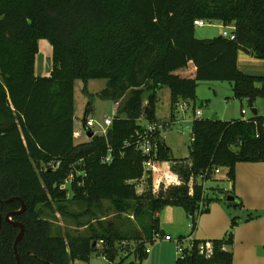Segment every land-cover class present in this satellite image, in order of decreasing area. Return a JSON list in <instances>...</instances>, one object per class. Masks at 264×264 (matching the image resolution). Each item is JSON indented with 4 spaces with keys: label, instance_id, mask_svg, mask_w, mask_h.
<instances>
[{
    "label": "trees",
    "instance_id": "1",
    "mask_svg": "<svg viewBox=\"0 0 264 264\" xmlns=\"http://www.w3.org/2000/svg\"><path fill=\"white\" fill-rule=\"evenodd\" d=\"M197 20L231 27L235 40L196 38ZM39 40L52 49L51 69L43 77L35 74ZM241 49L264 59V0H0V264H16V223L24 227L16 244L20 264H87L101 241L110 261L116 243L137 242L127 255L141 262L143 244L155 241L157 215L165 207L183 208L195 230V218L213 201L196 179L206 174L202 181H208L223 169L233 187L236 164L264 163V116L195 117L187 159L176 161L161 142L157 159L181 164L172 169L185 183L192 178L190 193L184 186L164 198L152 194L151 173L143 171L145 157L135 151L134 136L141 116L157 121L163 88L169 90L172 118L180 102L195 113L197 82H232L236 99L264 98V76L237 67ZM95 79L106 81L99 96L117 105L105 135L78 142L74 83ZM146 176L147 188L138 194L134 182ZM52 202L62 213L66 202L81 205L76 216L89 219L105 207L132 213L140 229L129 235L111 225L107 233L100 227V234L95 228L84 235L60 232L41 208L51 209ZM202 242L211 244L210 254H199ZM232 244L231 230L221 239L192 240L175 264H233L232 252L225 251Z\"/></svg>",
    "mask_w": 264,
    "mask_h": 264
},
{
    "label": "rangeland",
    "instance_id": "2",
    "mask_svg": "<svg viewBox=\"0 0 264 264\" xmlns=\"http://www.w3.org/2000/svg\"><path fill=\"white\" fill-rule=\"evenodd\" d=\"M222 32V28L212 27L207 22L205 26L195 28V37L198 39H212L219 37V33ZM39 53L37 55L40 71L37 69L36 74L38 76H47L51 69V55L52 49L50 44L46 40H39L38 42ZM241 57L237 63L238 69L244 74L252 77L264 76V59H258L245 50H239L237 55ZM42 59L45 61L43 62ZM37 63V62H36ZM43 63V64H42ZM42 65L44 67L42 68ZM106 81L104 79L88 80L86 82L82 80H76L74 83V118L75 129L78 130L82 137L76 141L81 142L85 139V134L82 128V120L89 107L90 111L87 115L88 118L93 119L97 123H102L104 118L111 116L114 112L115 105L109 101L102 99L99 94L104 89ZM195 113L192 111V105L187 110L182 111L177 109L174 112V118L171 117L170 102H169V90L163 88L158 93V103L156 106V118L160 122L169 123L166 129L161 130L162 143L170 149L171 156L179 161L181 159H187L189 157V145L191 143V127L194 118L210 119L213 115L219 121L241 120L248 119L253 116L251 108H254L258 116H264V98L256 96L253 101L252 107L248 104V99H236L233 94V83L227 81H202L197 82L195 86ZM241 110L245 111V114L241 113ZM196 111L200 114H196ZM98 133V128L95 129ZM242 165H257L255 163H239ZM174 165H181L177 163H170L162 161L158 165L157 170L151 173V190L155 198L166 197L172 193L174 188L187 187L188 192H191L192 178L189 177L188 182H184L182 177L178 173L174 172L172 167ZM183 165L187 166L186 163ZM241 175L247 177L245 170H241ZM146 177L142 178L138 182H134L136 191L138 194L144 192L147 188ZM204 189V196L213 201L209 205V210L197 216L195 218V230L192 228V219L189 217L185 210L180 207H165L158 215L159 230L154 242H144V257L141 262L137 261L135 255L130 253L137 242L126 241L116 243L117 254L114 255L113 261L103 254L102 244H97V250L90 255L87 264H117L121 259L124 262H137V264H175L178 258V252L176 250V241H179L183 248L189 247V241L192 240H210L212 238L210 234L216 235V238L221 239L226 236L228 230L233 232V244L234 251L236 248L240 249V239L246 238L247 233L251 230H261L262 222L255 224L256 228H250L248 225L251 221L263 220L264 211L255 210L258 205H263L264 201H259L257 204L251 202L249 199V192L243 187L247 197H243L240 201L243 204L227 205L225 199L227 196H236L234 193V187H229V182L226 178L225 171L223 170L219 174H214L208 181H199ZM235 180V179H234ZM234 185V182H233ZM261 198H264V187L260 188L256 186ZM67 201V200H66ZM65 213L58 210V206L52 202L51 209L41 207L45 211V216L52 222L54 229H59L60 232H71L73 234H87L89 228H95L97 233H101L98 230L100 227L107 233L110 225L114 227L116 232L123 234H132L139 228V221L132 213L117 214L105 207L106 211L97 213V219H89V216L80 214L83 212L84 207L76 205L75 203L66 202ZM245 208H243L242 207ZM105 206L107 204L105 203ZM263 210V209H259ZM234 220L236 226L231 229V222ZM152 219L150 216L145 218V228L148 230L151 225ZM243 224V225H242ZM242 225V226H241ZM243 227L236 235V227ZM193 231V232H192ZM164 236H170L171 241L163 239ZM215 238V237H214ZM235 238V241H234ZM262 239V237H260ZM241 241V243H242ZM250 240L246 244L250 247L248 259L254 263L264 262V248L259 251L260 253H254L253 246L257 242ZM237 242V244H236ZM115 247V246H114ZM122 251H119V250ZM127 255V256H126ZM246 249L241 253L243 261L246 262ZM76 264H81L76 262Z\"/></svg>",
    "mask_w": 264,
    "mask_h": 264
},
{
    "label": "built area",
    "instance_id": "3",
    "mask_svg": "<svg viewBox=\"0 0 264 264\" xmlns=\"http://www.w3.org/2000/svg\"><path fill=\"white\" fill-rule=\"evenodd\" d=\"M207 22L208 21H205V20H197L194 22V25L196 27H202V26H205V24ZM221 37H224L230 41L235 40V35L232 33V31H227L226 29L224 31H222ZM114 105L116 106L117 103H115ZM189 106H190V104L187 102H180L177 105V109L179 108L182 111H185V110H187V108ZM241 113L245 114V111L241 110ZM196 114L198 115V114H200V112L196 111ZM112 117H113V114L111 116L105 117L102 123H99V122L97 123L93 119L87 117L85 120L84 127H83L85 138H87L86 137L87 131H91L93 133H96L95 132L96 128H98V134L105 135L108 127L111 125ZM139 120L141 122L142 128L139 129L135 133V136H134L135 140L133 142V147L137 153H139L143 157H145V160L142 163L143 171L154 173L157 170L158 165H160L162 162L159 159H157V152L159 151V145L162 142L161 137H160L161 130L166 129L169 126V123L160 122L159 120L149 123L143 118V116H141ZM73 137H74V139L77 140V139L82 137V134L78 130L75 129L73 132ZM108 160H109V158L106 159V161H108ZM222 171H223V169H216L214 173L219 174ZM205 175L206 174L199 176L198 177L199 181L202 182ZM156 236L157 235H155V239H156ZM163 239L166 241L172 240L170 236H164ZM101 243H102V241L100 242V244ZM175 243H176V250L178 252V255L182 256L185 248H183V246L180 244L179 241H176ZM191 245H192V241H189V247L188 248H190ZM198 252L200 255L203 253L210 254L211 253V244L209 242L200 243L198 245Z\"/></svg>",
    "mask_w": 264,
    "mask_h": 264
},
{
    "label": "crops",
    "instance_id": "4",
    "mask_svg": "<svg viewBox=\"0 0 264 264\" xmlns=\"http://www.w3.org/2000/svg\"><path fill=\"white\" fill-rule=\"evenodd\" d=\"M209 23L212 25V27L222 28V31H224L225 29L227 31H232L231 27L225 28V27L222 26V24L220 22L211 21ZM221 33H219L217 35L221 36ZM240 57H241V55L238 54L237 55V63H238ZM39 59H41V58L37 59V57H36V60H35V74H36V65H37V69L39 71L41 69L40 66H39V62H38ZM42 61L45 62L43 59H42ZM43 67H44V65H42V68ZM74 121H75V118H74ZM82 128H83V126H82ZM86 140H87V138H85L81 142H84ZM248 164H250V163H248ZM255 164H257V165H244L242 167V165H240L238 163L235 166V180H234L233 187H234V193H236L235 194L236 195L235 198L237 199L236 200V204H243L244 205V203L240 202V201L243 200V197H247V194L244 192L243 187H245L246 191L249 192V199H250L251 202H254L255 204H257L259 201H262V202L264 201V198L260 197V194H259L258 189L256 187V186H258L260 188L264 187V163H255ZM241 170H245V172L247 174V177H245L244 175H241ZM229 187L230 188L232 187L230 182H229ZM233 187H232V189H233ZM243 205H242V207H243ZM244 207H246V206L244 205ZM254 207H256L255 210L264 211V204L263 205L254 206ZM246 208L251 209L249 207H246ZM259 209H263V210H259ZM258 222H262V224H261L262 225V229L259 230V231L251 230L249 233H247L246 238L243 239V241H242V237H241L240 241H238V242H240V249L236 248L237 245H235L234 251H233L232 246H226L225 247V251H230L233 254V264H264V262H262V263H259V262L252 263L248 259L249 252L251 250H250V247L248 245L246 247V244H245V241L248 244L250 242V240L252 241V240H255L257 238L258 241L253 246L254 253H260L259 251H261L264 248V218H263V220L251 221V222H249L248 225L246 224L243 227L250 226V228H256L255 224H257ZM241 226L235 228L236 235H238L239 230H241V228H243ZM210 235H211L212 238H209V239L213 240V239H217L216 235H219V234H210ZM260 237H262V239ZM200 241H209V240H200ZM234 241H235V238H234ZM241 241H242V243H241ZM236 244H237V242H236ZM245 249H246L245 258H247V259H245L246 262L243 261L242 259H244V258L241 257V253Z\"/></svg>",
    "mask_w": 264,
    "mask_h": 264
},
{
    "label": "water",
    "instance_id": "5",
    "mask_svg": "<svg viewBox=\"0 0 264 264\" xmlns=\"http://www.w3.org/2000/svg\"><path fill=\"white\" fill-rule=\"evenodd\" d=\"M218 38H221V36H219ZM248 104H249L250 107H252V104H253L252 100H248ZM251 112H252L253 116L257 115V112H256V110L254 108H251ZM86 118L87 117L84 115L83 120H82V126L83 127H84ZM209 120H217V118L213 115ZM93 135H94V133L91 132V131H87V133H86V137L88 139H90ZM191 137H192V135H191ZM12 200L13 199H9L8 201H12ZM225 201L232 204L233 201H234V198L232 196H227ZM23 208H24V204H22V207H21V209L19 211L7 214L5 216V220L10 222L11 221V215L12 214H17ZM1 222H2V217L0 216V224H1ZM15 225L19 228V234H18V236L16 238V241L14 243V251H15V257H16V264H20L19 258H18V255H17L16 244L21 239V237L23 235L24 227L21 224H18V223H16ZM93 245H95V243H93Z\"/></svg>",
    "mask_w": 264,
    "mask_h": 264
}]
</instances>
